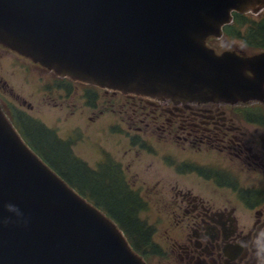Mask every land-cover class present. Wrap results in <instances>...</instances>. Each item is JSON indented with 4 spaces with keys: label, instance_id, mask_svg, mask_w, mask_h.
<instances>
[{
    "label": "water",
    "instance_id": "1",
    "mask_svg": "<svg viewBox=\"0 0 264 264\" xmlns=\"http://www.w3.org/2000/svg\"><path fill=\"white\" fill-rule=\"evenodd\" d=\"M259 3L0 0V40L101 88L194 98L211 87L232 97L250 84L236 59H215L204 38ZM108 220L0 116V264H144Z\"/></svg>",
    "mask_w": 264,
    "mask_h": 264
},
{
    "label": "flooded vegetation",
    "instance_id": "2",
    "mask_svg": "<svg viewBox=\"0 0 264 264\" xmlns=\"http://www.w3.org/2000/svg\"><path fill=\"white\" fill-rule=\"evenodd\" d=\"M221 38L224 44L216 41ZM229 42L223 35L204 38L215 59H236L250 87L232 97L207 87L194 98H181L68 79L0 40V59H10L52 107L71 110L69 115L76 105L92 115L114 114L117 123L109 129L121 138L123 152L118 156L116 148V159L112 147L98 154L151 229L152 264H257L255 252L264 253V45ZM8 88L0 77L1 113L44 125L27 114L34 105L11 89L7 96ZM136 164L142 172L134 170Z\"/></svg>",
    "mask_w": 264,
    "mask_h": 264
},
{
    "label": "trees",
    "instance_id": "3",
    "mask_svg": "<svg viewBox=\"0 0 264 264\" xmlns=\"http://www.w3.org/2000/svg\"><path fill=\"white\" fill-rule=\"evenodd\" d=\"M223 37L247 45H264V14L252 17L233 14V21L224 27ZM12 118V117H11ZM12 123L33 153L68 187L92 207L112 221L124 234L132 250L146 262L153 256L151 229L141 219L134 197L110 164L90 167L74 154V141L65 142L55 130L19 114ZM154 261V260H153Z\"/></svg>",
    "mask_w": 264,
    "mask_h": 264
},
{
    "label": "rangeland",
    "instance_id": "4",
    "mask_svg": "<svg viewBox=\"0 0 264 264\" xmlns=\"http://www.w3.org/2000/svg\"><path fill=\"white\" fill-rule=\"evenodd\" d=\"M257 7L258 8L253 11L248 8L246 14L255 18L260 14H264V4L259 3ZM259 11L261 12L257 14ZM216 41L219 42L218 44H224L223 42H225L222 38ZM231 42L234 41H230L229 43ZM235 43L239 42L236 41ZM9 60L10 59L6 58L0 59V68L3 69V72H0V77L6 81L9 87L6 90V95L8 96V90L11 89L14 94L20 95L22 98L26 99V101L31 102L34 105V108L31 111H28L27 113L25 107H22V110L30 116L40 119L47 127L54 129L60 139L73 140V152L77 157L86 162L90 167L95 168L98 162L104 159L101 153L98 154L99 151L109 152L110 147H112L115 159L117 157L116 148L118 149V156L121 155L123 152L120 145L121 138H115L109 129L111 124L117 123L116 121H113L114 114L111 115L106 113L92 115L90 110L82 109L80 111L76 105L74 114L69 115V111L71 110L52 107L49 100H46L45 96L37 93L36 86L29 82L30 79L27 78L26 75L21 71L12 68V65L9 64ZM9 71L16 72V74L9 76L7 73ZM0 116L10 125V127H12L8 116H4L1 111ZM13 131L16 133L14 129ZM79 136L82 139H80ZM148 163V161L144 162L143 167ZM134 170L142 172L141 165L136 164ZM139 258L145 262L144 264H152L154 260V258L152 259L149 257L148 262H146L142 257Z\"/></svg>",
    "mask_w": 264,
    "mask_h": 264
},
{
    "label": "clouds",
    "instance_id": "5",
    "mask_svg": "<svg viewBox=\"0 0 264 264\" xmlns=\"http://www.w3.org/2000/svg\"><path fill=\"white\" fill-rule=\"evenodd\" d=\"M7 210L9 212L16 211V209L11 205L7 206ZM255 257H256L257 264H264V253H262L259 248L255 252Z\"/></svg>",
    "mask_w": 264,
    "mask_h": 264
},
{
    "label": "bare ground",
    "instance_id": "6",
    "mask_svg": "<svg viewBox=\"0 0 264 264\" xmlns=\"http://www.w3.org/2000/svg\"><path fill=\"white\" fill-rule=\"evenodd\" d=\"M262 1V0H261ZM109 221V220H108ZM110 222V221H109ZM112 222V221H111ZM107 228H108V230L110 231V232H112V230L110 229V227L108 226V225H106L104 222H102ZM116 226V225H115ZM117 227V226H116ZM114 228V225H112V229ZM116 230V229H115ZM114 230V231H115ZM119 229H118V227H117V230L115 231L116 233H118L119 234V236L121 237V238H123V240L126 242V244H127V247H128V249L130 250V248H131V246H130V244L128 243V241H127V239L125 238V236H124V234L122 233H120L119 231H118ZM116 239H117V237H116ZM132 249V248H131ZM133 251V250H132ZM134 252V251H133ZM135 253V252H134ZM136 254V253H135Z\"/></svg>",
    "mask_w": 264,
    "mask_h": 264
}]
</instances>
